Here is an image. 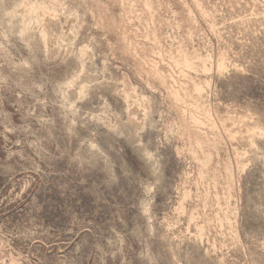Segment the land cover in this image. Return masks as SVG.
Returning a JSON list of instances; mask_svg holds the SVG:
<instances>
[{
    "label": "rangeland",
    "instance_id": "374dc122",
    "mask_svg": "<svg viewBox=\"0 0 264 264\" xmlns=\"http://www.w3.org/2000/svg\"><path fill=\"white\" fill-rule=\"evenodd\" d=\"M0 264H264V0H0Z\"/></svg>",
    "mask_w": 264,
    "mask_h": 264
}]
</instances>
